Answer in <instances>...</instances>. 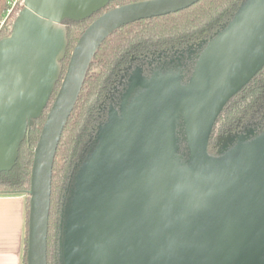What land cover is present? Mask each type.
Segmentation results:
<instances>
[{
	"label": "water",
	"instance_id": "1",
	"mask_svg": "<svg viewBox=\"0 0 264 264\" xmlns=\"http://www.w3.org/2000/svg\"><path fill=\"white\" fill-rule=\"evenodd\" d=\"M110 1L23 0L0 40V170L14 162L59 77L63 21L88 18ZM197 1L122 4L83 30L32 150L26 264L47 261L52 163L94 53L122 25ZM43 33L50 52L23 74ZM197 57L186 80L172 70L140 75L141 85L122 94L120 113L99 128L64 208L61 264L264 263V132L214 155L207 146L218 114L264 66V0H244Z\"/></svg>",
	"mask_w": 264,
	"mask_h": 264
},
{
	"label": "trees",
	"instance_id": "2",
	"mask_svg": "<svg viewBox=\"0 0 264 264\" xmlns=\"http://www.w3.org/2000/svg\"><path fill=\"white\" fill-rule=\"evenodd\" d=\"M8 0H0V40L10 35L6 15ZM142 0H111L106 6L77 22L64 20L66 44L60 63V73L42 111L32 119L17 147L12 165L0 170V196L28 195L33 149L39 138L44 119L50 110L69 56L83 33V30L100 14L122 4ZM244 0H199L178 12L164 16L139 19L122 25L100 44L91 58L80 87L75 106L67 118L56 147L51 174L50 205L48 215L46 264H61L60 243L65 205L74 178L81 163L96 143L98 130L107 120L111 106H117L131 73L149 77L154 71L172 70L186 80L195 63L184 60L182 64L152 65L159 58L190 53L194 56L211 40L236 14ZM196 52V53H195ZM194 60V57L191 58ZM130 65V67H127ZM139 65V66H138ZM138 66V67H134ZM131 73H126L130 72ZM250 130L249 138L264 132V66L242 89L234 94L224 106L213 124L208 139V152L217 154L218 140L228 133H243ZM29 197L26 196V217L23 248V264H26L27 220Z\"/></svg>",
	"mask_w": 264,
	"mask_h": 264
},
{
	"label": "crops",
	"instance_id": "3",
	"mask_svg": "<svg viewBox=\"0 0 264 264\" xmlns=\"http://www.w3.org/2000/svg\"><path fill=\"white\" fill-rule=\"evenodd\" d=\"M26 196H0V264H23Z\"/></svg>",
	"mask_w": 264,
	"mask_h": 264
},
{
	"label": "rangeland",
	"instance_id": "4",
	"mask_svg": "<svg viewBox=\"0 0 264 264\" xmlns=\"http://www.w3.org/2000/svg\"><path fill=\"white\" fill-rule=\"evenodd\" d=\"M23 8V5H22V7H20V9H22ZM19 9V10H20ZM15 13L11 16V17H9L8 19V22H7V27L9 28V29H11V26H12V23H13V21L15 20L14 18H15ZM3 24H2V22L0 23V28H1V26H2ZM60 45H61V47H62V45H63V40H62V37L60 38V40H59V47H60ZM49 52H50V47H49V44H48V37H47V35L45 34V33H43V38H42V41L40 42V45H39V48H38V52H37V55L34 57V62H35V65H34V67H32L30 70H27L25 73H23V74H29L32 70H34V68H38L39 67V60H40V58L41 57H44V56H47L48 54H49ZM44 63H46V64H48V66L50 67V66H53V69H54V63L53 62H51V60H49V59H44V61H43ZM56 71H57V67H56ZM140 75H142V74H140L139 73V71L138 70H135V71H133L132 73H131V81H130V83H129V85L127 86V84H128V82H127V84H126V86L124 87V92L126 91V93H133L135 90H136V88H138V86L139 85H141L140 83H139V81H141V79H139L138 77H140ZM135 78H138V79H136L135 80ZM126 89V90H125ZM123 92V93H124ZM120 101V100H119ZM122 103L121 102H118V105L117 106H111L110 107V109H109V113H108V115H107V120L105 121V123L104 124H102L101 126H100V129L107 123V122H109L110 121V118H112V117H115V116H117L119 113H120V111H121V109H122ZM249 133H251V132H249V131H247V132H245V133H243V134H241V133H239V134H237V133H230L229 135H224V136H222L219 140H218V145H219V147L221 148V149H225V148H228L231 144H233V143H235L237 140H241V139H243V138H247V135H249ZM26 196H28V195H26ZM28 197H30V196H28ZM261 264H264L263 262L261 263Z\"/></svg>",
	"mask_w": 264,
	"mask_h": 264
},
{
	"label": "flooded vegetation",
	"instance_id": "5",
	"mask_svg": "<svg viewBox=\"0 0 264 264\" xmlns=\"http://www.w3.org/2000/svg\"><path fill=\"white\" fill-rule=\"evenodd\" d=\"M206 46V45H205ZM204 46V47H205ZM203 47V48H204ZM203 48H201V50L199 51V52H195L196 54H194V60L193 59H191V58H193L192 56H190V57H187V54H189L190 53V50H188L187 52H186V54H184V53H182V54H178V55H173L172 57H165V56H163L162 57V59L161 58H159L156 62H153V63H151V61H149L148 62V64H147V66H152V65H167V64H182V63H184L183 61L184 60H187L188 62L189 61H191L192 63H196V61H197V56L199 55V53L203 50ZM139 66V65H138ZM138 66H134V67H138ZM127 67H130V65H128ZM126 73H131V71L130 72H126ZM247 131H249L250 132V130H246L245 132H247ZM245 132H243V133H245ZM243 133H241V134H243ZM237 134H239V133H237ZM250 134V133H249ZM228 135H229V133H228ZM250 136V135H249ZM248 136V137H249Z\"/></svg>",
	"mask_w": 264,
	"mask_h": 264
},
{
	"label": "built area",
	"instance_id": "6",
	"mask_svg": "<svg viewBox=\"0 0 264 264\" xmlns=\"http://www.w3.org/2000/svg\"><path fill=\"white\" fill-rule=\"evenodd\" d=\"M22 2H23V0H8L7 4H9V7L7 9L6 15H8L14 11H15L14 13L16 15L18 13L20 7H22V5H23Z\"/></svg>",
	"mask_w": 264,
	"mask_h": 264
}]
</instances>
